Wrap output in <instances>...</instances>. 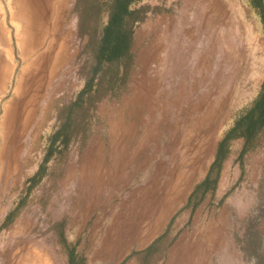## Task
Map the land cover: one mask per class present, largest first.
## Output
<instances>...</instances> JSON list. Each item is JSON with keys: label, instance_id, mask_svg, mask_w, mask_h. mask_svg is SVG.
I'll return each instance as SVG.
<instances>
[{"label": "rangeland", "instance_id": "374dc122", "mask_svg": "<svg viewBox=\"0 0 264 264\" xmlns=\"http://www.w3.org/2000/svg\"><path fill=\"white\" fill-rule=\"evenodd\" d=\"M107 5L0 0V264L264 262V133L187 204L264 80L252 0H137L98 63ZM67 116L84 143H53Z\"/></svg>", "mask_w": 264, "mask_h": 264}, {"label": "trees", "instance_id": "16d2710c", "mask_svg": "<svg viewBox=\"0 0 264 264\" xmlns=\"http://www.w3.org/2000/svg\"><path fill=\"white\" fill-rule=\"evenodd\" d=\"M137 0H108L107 22L103 28L97 50V61L112 63L121 57L127 56L132 44V22L135 16V10L130 8L132 3ZM256 7L264 30V4L261 0H252ZM118 78V77H117ZM90 85H87L81 95L87 94L89 102H92L93 96L89 94ZM91 98V99H90ZM86 110L81 115H86ZM80 117L81 122L67 116L66 121L56 131L53 143L61 139L63 145H67L72 137L74 128L83 129L82 143L88 138L87 129L84 125V119ZM264 133V80L261 84L260 92L252 104L247 107L234 121L232 126L223 134L217 143L216 153L210 164L206 176L199 181L193 191L187 198V204L192 208L197 206L209 193L215 191L217 180L222 168V164L227 155V146L231 140L242 139L243 147L240 156L249 151L254 145L258 136ZM52 145L49 153H52ZM49 154V155H50ZM42 170L40 167L39 172ZM9 221V219H8ZM7 221V222H8ZM6 222V223H7ZM257 264H264L258 261Z\"/></svg>", "mask_w": 264, "mask_h": 264}, {"label": "bare ground", "instance_id": "6f19581e", "mask_svg": "<svg viewBox=\"0 0 264 264\" xmlns=\"http://www.w3.org/2000/svg\"><path fill=\"white\" fill-rule=\"evenodd\" d=\"M24 125V124H23Z\"/></svg>", "mask_w": 264, "mask_h": 264}]
</instances>
